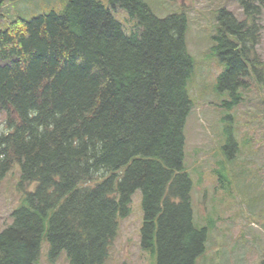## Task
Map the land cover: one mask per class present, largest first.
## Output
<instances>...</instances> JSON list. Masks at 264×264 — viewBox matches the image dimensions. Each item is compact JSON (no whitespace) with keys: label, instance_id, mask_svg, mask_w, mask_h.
Here are the masks:
<instances>
[{"label":"trees","instance_id":"obj_1","mask_svg":"<svg viewBox=\"0 0 264 264\" xmlns=\"http://www.w3.org/2000/svg\"><path fill=\"white\" fill-rule=\"evenodd\" d=\"M107 1L136 20L132 32L100 0L0 25V183L14 162L20 185L35 183L0 230V264H36L43 236L50 260L65 252L69 264H105L137 189L139 245L154 264H196L205 251L183 165L193 107L187 17H158L144 0ZM237 1L243 17L221 8L213 35L224 64L216 86L229 106L245 100L249 77L264 86L257 5ZM232 144L229 134L224 150Z\"/></svg>","mask_w":264,"mask_h":264},{"label":"rangeland","instance_id":"obj_2","mask_svg":"<svg viewBox=\"0 0 264 264\" xmlns=\"http://www.w3.org/2000/svg\"><path fill=\"white\" fill-rule=\"evenodd\" d=\"M66 1L5 0L0 6V25L51 10L60 13ZM100 1L110 8L107 0ZM144 1L158 17L179 12L187 17L185 44L193 59L187 86L193 107L183 129V165L192 180L194 225L207 228L205 251L196 264H259L264 256V86L249 77L245 100L231 106L223 103L230 93L216 86L224 69L214 49L217 14L225 7L241 19L242 5L237 0ZM254 4L259 25L256 51L264 64V0H254ZM110 9L126 32L134 30L136 20L127 21L124 9ZM3 120L0 113V130L4 129ZM229 134L236 146L228 145L226 151L223 146ZM227 156L232 159L226 160ZM34 186L20 185V167L14 162L0 183V230L11 221V212L22 203L25 191ZM141 197V191L135 190L130 213L119 217L105 264H154V258L139 245ZM47 250L43 236L36 264H69L65 252L50 260Z\"/></svg>","mask_w":264,"mask_h":264}]
</instances>
